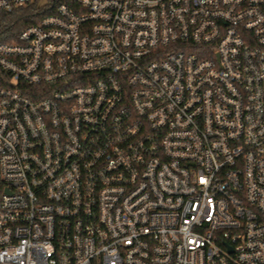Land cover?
I'll return each instance as SVG.
<instances>
[{"label": "built area", "instance_id": "obj_1", "mask_svg": "<svg viewBox=\"0 0 264 264\" xmlns=\"http://www.w3.org/2000/svg\"><path fill=\"white\" fill-rule=\"evenodd\" d=\"M0 264H264V0H69L0 41Z\"/></svg>", "mask_w": 264, "mask_h": 264}, {"label": "trees", "instance_id": "obj_2", "mask_svg": "<svg viewBox=\"0 0 264 264\" xmlns=\"http://www.w3.org/2000/svg\"><path fill=\"white\" fill-rule=\"evenodd\" d=\"M60 2L69 0H33L11 12H0V37H8L9 42L15 40L25 27L38 22L43 15L51 13Z\"/></svg>", "mask_w": 264, "mask_h": 264}, {"label": "rangeland", "instance_id": "obj_3", "mask_svg": "<svg viewBox=\"0 0 264 264\" xmlns=\"http://www.w3.org/2000/svg\"><path fill=\"white\" fill-rule=\"evenodd\" d=\"M8 40H9L8 37L5 36H3L2 38L0 37V41L9 42Z\"/></svg>", "mask_w": 264, "mask_h": 264}]
</instances>
